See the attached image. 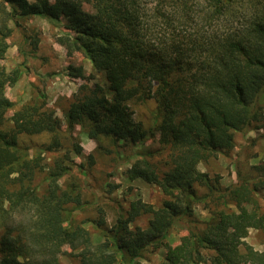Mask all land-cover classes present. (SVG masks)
I'll list each match as a JSON object with an SVG mask.
<instances>
[{"label": "trees", "instance_id": "obj_1", "mask_svg": "<svg viewBox=\"0 0 264 264\" xmlns=\"http://www.w3.org/2000/svg\"><path fill=\"white\" fill-rule=\"evenodd\" d=\"M38 16L62 22L57 42L105 80L90 84L83 66L68 67L86 82L65 109L66 129L45 99L16 107L6 93L23 74L2 63L9 38ZM150 100L146 123L136 108ZM77 126L130 163L129 179L158 186L162 204L131 200L112 224L102 206L80 219L89 202L75 170L87 168L72 156L83 150ZM248 130L264 132V0H0V264H62L64 247L76 264H264L246 241L264 231V162L229 185L199 169ZM34 136L45 139L23 138ZM181 222L189 231L175 244Z\"/></svg>", "mask_w": 264, "mask_h": 264}, {"label": "rangeland", "instance_id": "obj_2", "mask_svg": "<svg viewBox=\"0 0 264 264\" xmlns=\"http://www.w3.org/2000/svg\"><path fill=\"white\" fill-rule=\"evenodd\" d=\"M87 7V5H84ZM63 34L62 22L47 17H35L23 21L21 26L14 29L9 38L10 47L2 63L8 70L15 67L22 69V76L12 87H7V95L15 102V106L33 100L43 98L48 105L55 109L56 114L63 121V129H66L65 109L68 106L71 95L78 89L79 85L86 82L84 78H75L69 75L70 65L83 66L85 75L93 77L90 84L95 81L104 83V76L97 73L89 59L82 52H74L69 55L64 46L57 42V37ZM38 37L39 42L36 49H33L32 40ZM156 103L154 100L136 108V118L146 123L152 121ZM12 111L9 112L11 114ZM78 142L82 146L81 156L72 155L77 163H85L87 170L82 172L75 168L80 175V183L84 187L85 197L89 204L86 205L80 219L96 215V207L102 206L108 224H112L117 216L121 205H128V202L141 198L143 201L158 207L165 199V195L158 186L149 184L142 179L131 180L125 174L126 168L130 165L125 158H120L114 152H108L109 148L98 147L97 141L90 139L80 127L74 131ZM30 143L32 141L42 142L45 137L34 136L31 139L23 137ZM158 136L150 139L146 146L157 145ZM237 146L229 156L218 155L209 162H201L199 169L208 171L210 175H219L222 184L229 185L237 180L238 170L247 171L252 164L264 162V132L263 130H248L236 133ZM107 145V144H105ZM99 148V150H97ZM94 153L95 163L88 165L87 156ZM80 170V171H79ZM242 172V173H243ZM245 173V172H244ZM120 185L118 190L109 192L108 184ZM196 215L200 220H208L210 212L202 205H197ZM137 224L145 225L147 218L142 217L136 221ZM189 224L181 222L176 224L170 239L175 244L179 237L188 233ZM246 241L256 249L264 250V231L250 230ZM65 254L61 255L62 264H76V261L68 255L69 247H64ZM149 259L158 262L161 254L148 255ZM149 264L147 259H143Z\"/></svg>", "mask_w": 264, "mask_h": 264}]
</instances>
